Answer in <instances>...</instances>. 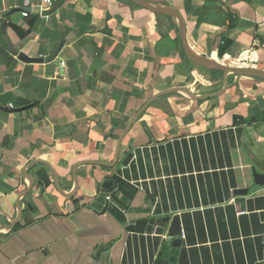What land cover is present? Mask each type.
<instances>
[{
  "label": "crops",
  "instance_id": "crops-1",
  "mask_svg": "<svg viewBox=\"0 0 264 264\" xmlns=\"http://www.w3.org/2000/svg\"><path fill=\"white\" fill-rule=\"evenodd\" d=\"M150 1L180 13L198 53L264 69V0ZM51 2L23 17L22 0H0V264H264L260 193L245 211L230 188L222 203L162 215H180L175 244L169 222H149L155 201L142 185L120 205L121 193L103 184L122 174L138 149L232 128L235 187L249 185L251 167L264 172V80L227 75L225 89L209 96L222 89L223 73L216 77L184 54L172 14L125 0ZM3 36L18 53L41 60H19ZM170 89L180 92L145 105ZM137 113L117 164L88 163L113 160ZM235 115L250 121L234 126ZM129 152L134 157L123 165Z\"/></svg>",
  "mask_w": 264,
  "mask_h": 264
},
{
  "label": "trees",
  "instance_id": "trees-1",
  "mask_svg": "<svg viewBox=\"0 0 264 264\" xmlns=\"http://www.w3.org/2000/svg\"><path fill=\"white\" fill-rule=\"evenodd\" d=\"M125 1L134 5L129 0ZM11 27L18 34L24 35L16 25L11 24ZM223 53L222 48L218 51V56L221 57ZM212 72L217 73L216 77L222 75V72L216 69ZM233 119L234 126L239 123L235 121L237 119L242 122L250 121L248 118L237 115ZM235 143L236 134L232 128H229L219 133L190 137L188 141L183 138L153 145L150 148H144L143 151L138 149L136 159L124 168L122 174H113L104 180V189L120 192L121 197L116 198V201L124 205V202L137 191L138 186L142 185L147 191V198L152 202L155 201L156 219H149V222L152 224L156 221L158 225H161L163 224L161 216L173 213L176 209L189 208L192 203L198 206L200 201L203 204L222 203L229 198L230 188L236 186L230 155V150L235 148ZM191 157L193 166L190 165ZM193 172L196 174L194 175ZM39 177L47 180L45 171L40 172ZM146 178L150 180L147 182ZM197 189L199 196L196 193ZM257 200L263 201L261 197ZM183 216L189 221V213H184ZM188 229L186 224V235ZM147 230H150V226Z\"/></svg>",
  "mask_w": 264,
  "mask_h": 264
},
{
  "label": "water",
  "instance_id": "water-1",
  "mask_svg": "<svg viewBox=\"0 0 264 264\" xmlns=\"http://www.w3.org/2000/svg\"><path fill=\"white\" fill-rule=\"evenodd\" d=\"M131 3H133L136 6L148 9L153 12H159V13H168L172 14L178 21L179 28H180V39H181V46L184 54L189 58L196 62L201 63L205 68L208 69H216L223 73V86L222 89L219 90L217 93L208 94L209 96H214L220 92H222L227 84V75H241V76H249L253 78H260L264 80V69H258V68H249V67H241V66H235L226 64L223 61L216 60L214 58L208 57L206 55L200 54L197 51H195L188 43L187 35H186V27L184 24V20L180 13L174 9L171 6H163L153 3L150 0H129ZM19 11L22 8H18ZM15 8H11L7 10V13H10L11 11H14ZM4 43L6 44L8 50L14 54L17 55L18 59L23 62H38L41 59L40 58H30L23 54L22 52L18 53L16 48L12 45V43L8 40L6 36H3ZM63 45V40L58 44L56 49L45 58L46 61H51L60 51L61 47ZM179 91L178 89H170L166 91L159 92L155 95H153L147 102L150 103L153 99H155L157 96L172 93ZM139 113V112H138ZM138 113L131 119L129 124L126 126V128L123 130L122 134L120 135L116 149L115 154L113 157V160L111 162H102V161H88V163H94V164H100V165H106V166H115L119 159V150H120V142L123 138V136L126 134V132L129 130L130 125L133 123V121L136 119ZM134 157L133 152H129L126 154V156L122 160L123 165H127L129 161ZM34 163V162H33ZM54 181L56 185L57 178L54 175V172L52 171ZM251 176H252V182L243 187H235L232 189V195L234 196V203L239 204L241 211H245L246 209V201L248 198L253 197L257 193H260L261 197L264 199V172H259L255 167H251ZM165 222H169V227L167 234L168 236L172 237L175 244L180 243V234L182 231V225H181V218L179 214H174L171 218L169 216H164L162 218Z\"/></svg>",
  "mask_w": 264,
  "mask_h": 264
},
{
  "label": "built area",
  "instance_id": "built-area-1",
  "mask_svg": "<svg viewBox=\"0 0 264 264\" xmlns=\"http://www.w3.org/2000/svg\"><path fill=\"white\" fill-rule=\"evenodd\" d=\"M51 5V0H22L20 13L23 17H28L31 10L45 8ZM10 107H12V104H10ZM109 198V196H106V199Z\"/></svg>",
  "mask_w": 264,
  "mask_h": 264
},
{
  "label": "bare ground",
  "instance_id": "bare-ground-1",
  "mask_svg": "<svg viewBox=\"0 0 264 264\" xmlns=\"http://www.w3.org/2000/svg\"><path fill=\"white\" fill-rule=\"evenodd\" d=\"M239 61L240 60L237 59V60H232L231 62L236 63V64H240Z\"/></svg>",
  "mask_w": 264,
  "mask_h": 264
},
{
  "label": "rangeland",
  "instance_id": "rangeland-1",
  "mask_svg": "<svg viewBox=\"0 0 264 264\" xmlns=\"http://www.w3.org/2000/svg\"><path fill=\"white\" fill-rule=\"evenodd\" d=\"M236 65H239V64H236ZM202 69L200 68V71H201ZM143 151V150H142ZM134 154H135V156H136V152H134ZM136 159V158H135ZM142 181V180H141Z\"/></svg>",
  "mask_w": 264,
  "mask_h": 264
}]
</instances>
